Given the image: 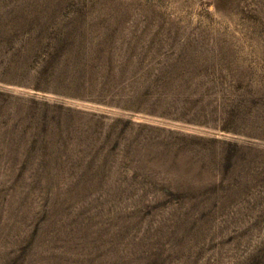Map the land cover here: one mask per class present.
<instances>
[{
  "label": "rangeland",
  "instance_id": "374dc122",
  "mask_svg": "<svg viewBox=\"0 0 264 264\" xmlns=\"http://www.w3.org/2000/svg\"><path fill=\"white\" fill-rule=\"evenodd\" d=\"M0 264H264V0H0Z\"/></svg>",
  "mask_w": 264,
  "mask_h": 264
}]
</instances>
